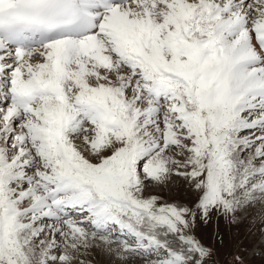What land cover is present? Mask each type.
Listing matches in <instances>:
<instances>
[{"label":"snow or ice","instance_id":"snow-or-ice-1","mask_svg":"<svg viewBox=\"0 0 264 264\" xmlns=\"http://www.w3.org/2000/svg\"><path fill=\"white\" fill-rule=\"evenodd\" d=\"M257 206L264 0H0V264H218Z\"/></svg>","mask_w":264,"mask_h":264},{"label":"rangeland","instance_id":"rangeland-1","mask_svg":"<svg viewBox=\"0 0 264 264\" xmlns=\"http://www.w3.org/2000/svg\"><path fill=\"white\" fill-rule=\"evenodd\" d=\"M153 191L161 192L160 189ZM161 194L183 203L191 204L195 200V194L179 179ZM260 213L257 206L235 224H229L223 217H213L208 225L198 228L197 234L205 244L216 249L214 259L218 264H234L232 258L236 254L242 257L243 264H264V234L258 223ZM86 261L90 264H119L114 257L100 250H93ZM128 264H141V258L133 255Z\"/></svg>","mask_w":264,"mask_h":264}]
</instances>
